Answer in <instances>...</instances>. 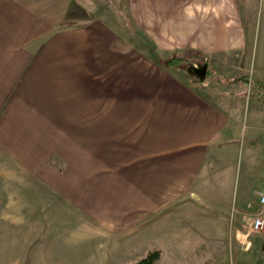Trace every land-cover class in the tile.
Instances as JSON below:
<instances>
[{
    "label": "rangeland",
    "instance_id": "374dc122",
    "mask_svg": "<svg viewBox=\"0 0 264 264\" xmlns=\"http://www.w3.org/2000/svg\"><path fill=\"white\" fill-rule=\"evenodd\" d=\"M223 1L75 0L72 8L38 6L52 8L55 16L64 11V21L54 27V34L70 27L103 30L104 36L97 37L102 41L95 44L101 46L98 53L103 69L97 76L105 85L106 96L92 95L82 102L84 109H80L88 110L89 116L75 117L73 126L81 131H74L76 148L72 150L52 147L58 137H68L67 130L57 134L58 108L30 110L19 106L21 103L15 107L9 124L0 132V264L8 263L1 249L2 236L17 240L20 192L54 188L85 190V196L71 199L89 202L92 213L115 216L118 227L106 230L116 240L104 244L83 241L71 248L62 240H43L50 264H134L156 250L161 255L154 264H264V233L250 229L264 187V0H226L228 6L220 5ZM187 12L196 19H189ZM175 56L186 61L171 69L162 64ZM77 59V53L55 43L41 62V71L54 76L55 84L41 85L42 90L52 87L57 93L62 87L60 94L64 95L68 91L64 62ZM204 62L212 75L200 81L189 67ZM56 68L59 70H53ZM115 72L122 84L117 93L112 89ZM164 72L187 90L212 101L227 100L234 109H230L229 124L234 138L212 143L205 158L194 153L190 163L182 159V168L171 173L170 179L153 162L128 166L150 152L144 146L131 147L139 134L127 133L139 124L140 117L133 115L151 107L155 73ZM239 76L249 82L224 81ZM136 80L149 93L140 99L128 95L127 99ZM29 96L34 98L33 93L25 97ZM117 110L120 117L113 116ZM115 118L121 120L119 130L113 126ZM238 129L243 133L238 135ZM104 142L107 149L102 148ZM69 156L72 164L67 161ZM91 192L94 198L88 196ZM102 200L104 208L98 205ZM110 200H114L113 207ZM53 201L59 210L55 213L52 208L51 212L65 215L62 211L71 204L66 197L39 196L36 208L27 207V219L34 222L37 215L41 221L40 213L46 217L44 211H50ZM141 206H147L145 213L136 212ZM75 210V216L82 212ZM33 227L27 226L28 235ZM104 249L112 251L109 262Z\"/></svg>",
    "mask_w": 264,
    "mask_h": 264
},
{
    "label": "crops",
    "instance_id": "0c3cea01",
    "mask_svg": "<svg viewBox=\"0 0 264 264\" xmlns=\"http://www.w3.org/2000/svg\"><path fill=\"white\" fill-rule=\"evenodd\" d=\"M215 1L217 2V0ZM74 3L75 0H0L2 5L0 13V132L4 131V126L10 121L9 118H11L15 107L19 103H21L19 106L22 108L25 107V109L30 110H36L37 106L42 110L43 107L45 109L55 107V109L58 108L59 110L56 113V121L59 128L57 134H63V131L67 130L66 136L68 137L60 135L62 140L58 137L52 147L61 149V151L65 149V146L69 150L75 149L76 146L72 144L74 140L73 134L74 131H81L80 128L75 129L73 126L75 117L89 116L88 110L86 112L82 111L84 109L82 102L90 99L92 95L106 96L105 85L100 82L98 77L101 76L103 69L101 65L103 60H99L101 46L99 47L95 44V42L100 43L102 41V38L99 41L97 37L104 36L103 30L98 26L92 29L70 27L54 34V27L64 21L61 16L64 11L61 10L55 16L52 14V8L48 10L46 7H38L48 4H63L72 8ZM197 4L200 5V3ZM213 4L215 5V2ZM220 5L228 6L230 2L225 0ZM228 11L230 12V10H226V12ZM194 13L187 12L188 18L196 19L194 18ZM221 19L223 18L221 17ZM225 19L232 20L229 17H225ZM55 43L66 45L67 50H71L73 54H78L77 60L64 62V68L62 69H66L64 77L66 80L64 81L68 87V91L64 92V95L60 94L62 87L59 88L57 93L52 87L48 91L42 90L40 87L41 85L55 84L54 76L51 77L48 73L41 71V68H43L41 62L45 54L52 50V46ZM78 52H81L82 56ZM162 64L165 65L164 63ZM166 67L170 69L176 68ZM59 68L53 70H59ZM208 70L211 71L209 68ZM115 71H117V68H115ZM117 74L118 72H115L112 78L113 93L119 92L122 85H120L121 79L116 76ZM155 74L156 78L154 77V79L150 76L154 84V89L150 91L152 93L149 99H152L151 107L133 115L140 117L139 124L127 133L139 134L133 143L135 146L132 145L131 147L140 149L141 146L142 148L144 146L151 153L148 151V154L139 156L135 160L137 162L130 161L131 163L129 162L130 165L128 166L136 165L135 163L139 162L143 163V161H147V165L153 162L161 166V173L170 179L169 175L180 171L184 162L190 163L188 159H192L190 157L192 154L195 153L196 155L194 156L198 158H205L204 155L207 156V151L212 143L224 140L230 141L234 138L235 133L229 128L231 122L230 109L233 111L234 109H232V105L227 100H225V103L219 100L212 101L198 92L187 90L179 82L176 83L177 79L170 76L167 72ZM47 78H49L48 83L45 82ZM59 80L60 75L56 78L57 82ZM64 81L60 85L63 86ZM136 83L135 87L127 91L125 96L127 99H129L128 95H138L139 99L144 98L146 94L148 95L149 90L142 86L143 84L138 83L137 80ZM31 93H33L34 98L31 96L29 98L25 97L31 95ZM54 94L58 95V97L54 98ZM121 95L122 93L119 94V98ZM23 97L26 98V101ZM101 115L105 114H102L101 111ZM97 116H100V113ZM113 116L120 117L121 111H115ZM113 123L115 130H119L121 127L120 118L113 119ZM240 133L242 134L243 132L238 129V135ZM77 136L79 137L80 135ZM68 140H70L69 144L67 143ZM130 143L132 144V142ZM102 148H106L105 142ZM68 160L72 164L71 156L67 157ZM81 164L84 163L81 162ZM47 191L55 195L46 194ZM47 191L31 190L28 193L23 191L18 195L17 206L20 213L17 223V240H10L9 238H4V235L2 236L1 249L4 258L8 260L7 264H50L49 258H47V251L42 245L43 240H62L65 245H71V248L74 243L83 241H96L99 244H104L105 240H116L113 236H107L106 231L108 229L114 230L118 227L114 222L115 216L107 215L106 212L100 213L97 211L98 213H92L90 211L92 205L89 202L85 203L83 201V203H80L78 201V204L76 200L71 199L72 197L85 196L83 194L85 190H80L79 192V190L75 189L54 188ZM137 194L134 193L133 196ZM57 195L66 197L71 203L67 205L70 207L69 210L65 206V211H62L65 215H60V217L58 214L51 212L52 208L56 210L53 211L55 213L59 210V205L55 203L56 201H53L55 204L53 203L49 206L51 207L50 211H44L48 212L45 213L46 217H43V213H40L41 221L36 219L37 215L34 218V222L27 219L26 209L31 206L37 207V197ZM88 196L94 198L95 195L91 192ZM32 197L34 199H31ZM104 202L102 200L98 205L104 208L106 205ZM108 203H110L109 206L113 207L114 200H110ZM45 205L48 207V203H45ZM77 208L82 212L75 216L74 212L77 211L75 210ZM139 208L136 212L145 213L144 211L147 210V206ZM36 225H39V230L36 229ZM27 226H31L34 229L29 235L26 232ZM50 233L53 234L51 239L45 237L46 234ZM117 240H120V238ZM39 242V247H35ZM103 252H105L106 260L108 259V262L111 261L112 259L109 256L112 252L111 249H104ZM10 258L13 259L11 263ZM26 259L29 260L26 261Z\"/></svg>",
    "mask_w": 264,
    "mask_h": 264
},
{
    "label": "trees",
    "instance_id": "16d2710c",
    "mask_svg": "<svg viewBox=\"0 0 264 264\" xmlns=\"http://www.w3.org/2000/svg\"><path fill=\"white\" fill-rule=\"evenodd\" d=\"M186 59L185 58H179V57H172L168 60L163 61V63L166 66H171V67H180L181 65H183V62H185ZM212 75V72L210 70H208V77ZM216 75V74H215ZM226 83H236L239 81H243V82H249V79L246 78L245 76H239L233 79H226L224 80ZM160 251L156 250V251H152L150 253H148V255L142 259H140L139 261H137L134 264H154L156 261L159 260L160 258ZM133 264V263H132Z\"/></svg>",
    "mask_w": 264,
    "mask_h": 264
},
{
    "label": "built area",
    "instance_id": "2783aa9c",
    "mask_svg": "<svg viewBox=\"0 0 264 264\" xmlns=\"http://www.w3.org/2000/svg\"><path fill=\"white\" fill-rule=\"evenodd\" d=\"M257 204L258 211L252 217L250 229L255 233H264V187L259 192Z\"/></svg>",
    "mask_w": 264,
    "mask_h": 264
},
{
    "label": "water",
    "instance_id": "95a60500",
    "mask_svg": "<svg viewBox=\"0 0 264 264\" xmlns=\"http://www.w3.org/2000/svg\"><path fill=\"white\" fill-rule=\"evenodd\" d=\"M189 72L196 76L200 81H204L208 74V63H200L199 65H191Z\"/></svg>",
    "mask_w": 264,
    "mask_h": 264
}]
</instances>
